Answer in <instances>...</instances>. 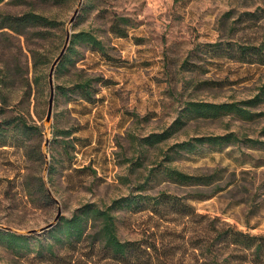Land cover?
Returning <instances> with one entry per match:
<instances>
[{
  "label": "rangeland",
  "instance_id": "1",
  "mask_svg": "<svg viewBox=\"0 0 264 264\" xmlns=\"http://www.w3.org/2000/svg\"><path fill=\"white\" fill-rule=\"evenodd\" d=\"M29 11L55 26L41 28V38L35 31L19 36L0 29V118L19 121L0 134L2 229L38 230L86 204L105 208L131 195L168 194L186 197L204 218H159L149 200L112 210L119 238L156 241L165 249L162 264H209L198 238L210 221L264 234V65L223 56L220 48L264 51V0L0 3V18ZM113 15L131 20L126 37L110 32ZM67 30L71 40L80 31L93 33L107 56L83 42L69 43L61 59L65 67L57 65L53 73L48 121L49 72ZM86 78L94 79L93 102L72 90ZM201 102L237 103L247 113L201 116L190 107ZM22 122L38 130L23 131ZM226 134L234 138L195 141ZM186 141L192 150L173 148ZM36 147L41 160L31 154ZM167 168L214 177L207 186H184ZM39 178L51 194L47 203L35 191ZM47 232L33 235L32 243L46 247L52 242ZM72 247L55 246L56 257H40L34 251L15 255L0 244V264H122L93 260L90 239Z\"/></svg>",
  "mask_w": 264,
  "mask_h": 264
},
{
  "label": "trees",
  "instance_id": "2",
  "mask_svg": "<svg viewBox=\"0 0 264 264\" xmlns=\"http://www.w3.org/2000/svg\"><path fill=\"white\" fill-rule=\"evenodd\" d=\"M3 1L5 0H0V3ZM65 1L66 0H44V2H51L53 5H60ZM131 25V20L128 17L113 15L109 29L116 37L123 38L127 36L128 29ZM54 26L55 22L53 20L33 11L19 15L7 14L0 18V29H7L19 36H26L28 31H35L36 34L39 35V38H41L43 34L41 33V28H53ZM78 41L85 43L93 51L107 56L105 45L93 35V33L80 31L73 35L72 40L70 39L71 44ZM220 48L222 52L224 51V53H222L223 56L236 58L237 61L242 63H259L264 65V51L262 47L241 45L238 47V52H232L230 49L223 50L222 47ZM44 63L45 61H40V64ZM58 65L60 67H65V63L61 60ZM93 82L94 79L92 78L83 79L79 81L72 90H79L83 99L87 102H93L95 100L92 89ZM57 89L61 94L66 93L64 88L60 86H58ZM190 107L196 112H199L201 116L211 115L217 117L225 112L235 113L236 111L240 115L247 113L244 109L240 108L237 103L211 104L201 102L192 103ZM18 122L19 121L16 119L0 118V134L5 128L11 125H17ZM22 128L23 131L26 132L38 130V127L27 125L24 122H22ZM55 132L57 134H70L67 130H56ZM232 138H234L233 134H226L208 138L201 137L195 139V141L221 143L227 140L230 141ZM160 139V136H156L155 138L157 141ZM249 141L257 143V141ZM36 148L37 149L32 150L31 154L32 156H36L38 160H41L39 147ZM173 148H190L192 150L194 144L191 141H186L175 144ZM165 172L176 183L184 186H207L212 183L214 177V175L196 176L185 174L174 168H167ZM35 191L40 200L46 203L51 200L49 191L45 186V181L41 178L35 182ZM146 197L145 195L139 194L131 195L116 200L111 206L105 208H99L94 204H86L78 209L70 218H63L61 221H59V219L53 227L48 229L47 233L52 239V242L48 243L46 247H43L41 242L37 244L32 243L31 240L33 238L31 237L38 234H19L2 228H0V244L5 250L15 255L34 251L39 253L38 255H40V257L44 252L51 257H56L55 246L61 248L70 246L71 248V246L75 247L78 243L80 244L90 239L93 251L91 258L93 260L97 259L99 262L102 260H117L122 264H153L154 262L155 264H162V262L164 263L162 259L163 255L166 254L165 249L164 247L162 249L160 247L161 245L156 243V241L150 240L146 244H140L137 241H122L119 238L116 219L112 214L113 208L122 205L128 207L138 206L139 202L149 200L155 204L151 209L159 218H165L169 215H178L180 217H187L190 221H199V219L204 218V216L195 213L194 207L187 201L186 197L181 198L168 194ZM198 240V246L210 260L209 264H264V234H250L229 225L217 227L210 221V224L202 230ZM142 255L145 257L140 259Z\"/></svg>",
  "mask_w": 264,
  "mask_h": 264
},
{
  "label": "water",
  "instance_id": "3",
  "mask_svg": "<svg viewBox=\"0 0 264 264\" xmlns=\"http://www.w3.org/2000/svg\"><path fill=\"white\" fill-rule=\"evenodd\" d=\"M76 15H77V10L75 11L74 17H72L70 22H73V20H74ZM70 39H71V33H70L69 30H67L64 46H63L62 50L60 51L59 55L56 57V59L52 63L51 69H50V72H49L50 98H49V107H48V112H47V120L48 121L50 120V116H51V112H52V103H53V99H54L53 73L55 71L56 66L60 62L61 58L63 57V55H64V53H65V51H66V49H67V47H68V45L70 43ZM46 143H47V141H46ZM46 164H48V163H46ZM49 195L51 196L50 193H49ZM59 218H60V215L58 214L55 217L54 221L49 223L48 225H46L44 227H41L38 230L33 229V230H29V231H26V232H23V233H19V234H26V235L39 234V233L44 232V231L50 229L51 227H53L58 222ZM0 228H2V227H0ZM4 229L10 230L9 228H4ZM13 232H15V231H13Z\"/></svg>",
  "mask_w": 264,
  "mask_h": 264
}]
</instances>
